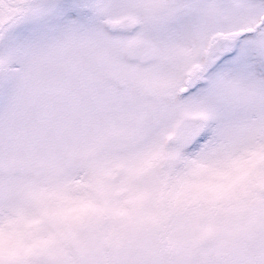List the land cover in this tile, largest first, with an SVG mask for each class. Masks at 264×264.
Segmentation results:
<instances>
[{"label": "snow or ice", "instance_id": "snow-or-ice-1", "mask_svg": "<svg viewBox=\"0 0 264 264\" xmlns=\"http://www.w3.org/2000/svg\"><path fill=\"white\" fill-rule=\"evenodd\" d=\"M0 264H264V0H0Z\"/></svg>", "mask_w": 264, "mask_h": 264}]
</instances>
